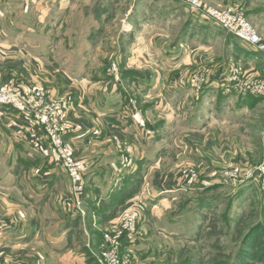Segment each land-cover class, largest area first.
<instances>
[{
	"label": "crops",
	"instance_id": "0c3cea01",
	"mask_svg": "<svg viewBox=\"0 0 264 264\" xmlns=\"http://www.w3.org/2000/svg\"><path fill=\"white\" fill-rule=\"evenodd\" d=\"M8 1L0 0V6L9 5ZM38 1L48 15L55 8L65 12L72 4V0ZM107 1L102 6L107 7ZM206 1L227 7L232 3ZM138 3L135 10L131 5L126 8L128 18L121 31L128 42H123L122 52L139 72L138 85L155 93L139 92V109L130 107L128 113L130 104L115 103L114 95L105 92L107 87L76 78L58 62L49 45H37L17 34L30 35L27 28L23 31L17 23V30L10 31L0 9V86L17 81L24 89H43L65 103L66 140L86 187L82 214L67 201L71 180L43 129L23 111L0 105V264H98L99 239L93 238L106 228L107 221H116L114 215L123 205L142 201L139 212L141 226H145L159 202L191 188L184 183L180 167L192 162L178 159L187 146L176 144L175 148L171 142L179 138L173 131L178 122L174 112L191 95L197 103L181 124L186 126L190 150L197 152L193 164L202 179L197 188L222 183L218 173L224 168L248 165L253 157L262 156L260 152L264 156V149L242 144L264 135V122L256 127L247 121L260 101L240 93L230 79V66L240 61L245 71L263 73L261 55H246L241 46L254 48L236 37L239 45L225 37L221 52L215 50L220 29L212 28L213 24L185 5L171 0L165 8L163 0ZM110 19L101 23L109 24ZM148 60L158 61L157 68L148 65ZM203 67L209 68L207 81L200 90L191 91L195 83L189 75ZM158 91L169 93L167 101L158 98ZM123 141L128 143L127 150L121 146ZM174 150L179 152L177 161L169 168L171 163H164V155Z\"/></svg>",
	"mask_w": 264,
	"mask_h": 264
},
{
	"label": "rangeland",
	"instance_id": "374dc122",
	"mask_svg": "<svg viewBox=\"0 0 264 264\" xmlns=\"http://www.w3.org/2000/svg\"><path fill=\"white\" fill-rule=\"evenodd\" d=\"M163 1L162 7L165 8L169 3H166L168 0ZM172 1L179 3L181 6L189 7L180 0ZM202 1L211 7L225 10L237 11L243 9L248 21L264 39V0H232L230 7L212 5L206 0ZM8 2L9 5L0 6V9L3 7L4 21L10 31L15 32L17 30V28H14L17 23L18 27H22L23 31H26L27 28L30 35L21 33V31H18L17 34H23L37 45H49L58 62L75 75L76 78H86L89 81L96 82L99 87H107V90L104 91L114 95L115 103L125 102L123 103L124 105L126 103L130 104L127 108V113L130 107L135 111L139 109L138 101L141 95L139 92L147 89L148 93H155L154 91L152 92V88H143L138 85L140 80L138 77L139 72L130 66L125 52H122L123 42H128V38L123 34L124 31H121L124 27V21L126 22L128 18L126 17V8L131 5L132 7L135 6V10L139 6L138 0H108L107 3L110 4L107 7L102 6V3L104 4L106 0H72V4L67 6L65 12L55 8L54 13L49 15L44 14L40 10L41 4L38 3V0L34 2L32 0H11ZM54 3L57 4V1ZM192 12L197 14L198 18L205 19L213 24L212 28L220 29L216 34L218 35V41L214 46L215 50H220L221 52L223 45H225V37L233 39L236 45H239V38H234H237V36H228V34H232L221 28L216 22L204 18L201 13H197L194 10ZM60 16L63 17L60 18ZM106 17L111 18L109 24H102L101 21L106 19ZM46 23L49 25L45 26ZM112 25H115V27ZM119 35L121 36L118 37ZM239 40L245 43L241 39ZM241 47L242 52L250 50L245 46ZM251 51L261 55L260 60L264 69V53L262 54L260 51L254 52L252 49ZM148 61V65L154 64L157 68L155 63H158V61ZM236 66L241 68V72L246 75L247 81L264 80V72H259L258 74L254 71L247 72L241 61L233 63L230 66V70L232 71ZM133 72L137 74V77ZM208 74V67H203L201 70H193L189 75V79L195 83V87H192L191 91L200 90L203 84L206 83ZM232 85L235 88L234 84ZM251 92L244 94H252ZM159 93L158 91V98L167 101L169 93ZM252 96L255 95L252 94ZM195 97L191 95L190 98L184 99V103H188L184 104V106L181 105L173 115L178 120L173 131L176 130L179 138L176 141H171L172 145L175 148L176 144L187 146V150L183 153L184 155L178 159H182L183 162H192L180 167L181 174L182 169L186 166H193L199 171L198 167L193 164L195 163L193 160H197L195 156L197 152L190 150L191 144H189L185 136L186 126L181 124V121L187 118V111L190 113L191 108L197 103ZM255 97H258L255 100L260 101V103L255 107L251 115H247V121L250 126L258 127L264 122V96L256 95ZM189 113L188 116L191 115ZM238 127H241V125ZM123 142L127 143V141ZM242 144L256 148L260 147L263 150L264 135L256 139H246ZM128 148L127 143V147H124V149L127 150ZM170 151H172V148ZM178 153L177 150H174V154L171 152L170 155H164V163H171L169 168L174 167L173 164L177 161L175 155ZM260 154L262 156L253 157L248 165L224 168L220 173L228 170L255 169L257 165L264 162L262 152ZM151 172L152 170L147 176L150 177ZM182 177L185 181L184 183L187 184V178H184L183 175ZM201 181L200 173L197 185ZM212 185L216 186L208 191V187ZM124 209L125 207L120 213ZM119 210L115 213L113 220L119 217L120 213L117 215ZM83 220L85 222L87 218ZM100 221L97 219V222ZM107 222L110 223L106 228H110L113 222ZM145 222V226H141L142 222H140L142 234L137 241L136 245L138 246H135L137 249L135 250L136 260L141 263L264 264L263 180L252 181L239 186L212 183L204 188H197L196 186L192 189L189 188L187 191L175 192L167 201L159 202ZM87 224L90 226V223ZM78 237L82 238V235ZM89 238V245L91 246L92 237L90 236ZM93 239L94 241L99 239V242H97L98 250L96 251V256H99L102 249L100 247V236L97 234ZM85 242L87 244V238ZM95 258L97 263L100 264L98 257Z\"/></svg>",
	"mask_w": 264,
	"mask_h": 264
},
{
	"label": "built area",
	"instance_id": "2783aa9c",
	"mask_svg": "<svg viewBox=\"0 0 264 264\" xmlns=\"http://www.w3.org/2000/svg\"><path fill=\"white\" fill-rule=\"evenodd\" d=\"M192 10L201 13L204 18L211 19L221 28L237 36L251 45L256 51L264 53V39L256 28L248 21L245 11L211 7L202 0H180ZM235 88L240 93L251 92L253 95L264 96V80L247 81L241 68L236 66L230 76ZM251 91H247V90ZM0 105L23 111L29 115L35 125L43 129L47 141L55 151L59 163L65 169L71 180V192L67 201L84 214L82 193L85 190L79 162L71 144L66 140L69 126L66 122L65 103L52 97L40 88L24 89L20 82L10 81L0 86ZM122 147L127 143L121 142ZM182 175L187 178L188 187H196L200 173L193 166L182 169ZM220 182L239 186L258 180L264 181V162L255 169L225 171L220 173ZM254 175H256L254 177ZM144 203L133 200L120 213L111 227L102 231L100 241L101 252L98 257L100 264H144L136 260L135 246L141 236L139 209Z\"/></svg>",
	"mask_w": 264,
	"mask_h": 264
},
{
	"label": "trees",
	"instance_id": "16d2710c",
	"mask_svg": "<svg viewBox=\"0 0 264 264\" xmlns=\"http://www.w3.org/2000/svg\"><path fill=\"white\" fill-rule=\"evenodd\" d=\"M231 37H233V34L232 35H230ZM238 38V37H237ZM255 50V49H254ZM253 50V51H254ZM256 51V50H255ZM254 51V52H255ZM245 54L246 55H248V56H251V55H253L254 53L251 51V50H249V51H246L245 52ZM134 73V72H133ZM135 75H136V77H137V74L136 73H134ZM216 185H212V186H209L208 187V191H210V190H212V189H214V187H215ZM219 188V187H218ZM241 189V188H240ZM99 236H100V239L102 238V232H100V234H99Z\"/></svg>",
	"mask_w": 264,
	"mask_h": 264
}]
</instances>
